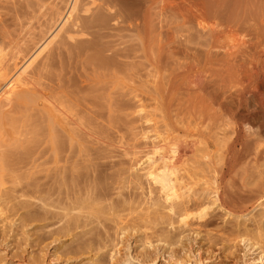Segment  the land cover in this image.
<instances>
[{
	"label": "bare ground",
	"instance_id": "bare-ground-1",
	"mask_svg": "<svg viewBox=\"0 0 264 264\" xmlns=\"http://www.w3.org/2000/svg\"><path fill=\"white\" fill-rule=\"evenodd\" d=\"M144 2L140 15L125 0L0 6V187L10 186L0 190L1 204L29 208L32 220L61 206L67 232L95 223L80 251L108 264H190L174 250L173 225L228 211L236 193L223 184L238 177L261 208L249 234L263 260L264 0ZM149 107H164L167 136L127 178L145 185L146 196H124L120 171L105 176L99 162L113 158L122 129ZM202 174L219 182L205 202L193 190L179 192ZM107 178L116 180L109 194ZM109 217L111 226L102 222ZM129 230H143L144 241L139 253L121 256L119 235Z\"/></svg>",
	"mask_w": 264,
	"mask_h": 264
},
{
	"label": "rangeland",
	"instance_id": "rangeland-1",
	"mask_svg": "<svg viewBox=\"0 0 264 264\" xmlns=\"http://www.w3.org/2000/svg\"><path fill=\"white\" fill-rule=\"evenodd\" d=\"M9 1L0 0V6ZM124 5L134 15H140L146 6L144 0H125ZM154 13L156 14L153 16L154 23L158 24L159 15L156 11ZM165 116L164 107H149L143 110L131 126L122 129L118 151L111 154L113 158L99 162L101 167L98 169L104 172L105 176L120 171L118 185L121 187L119 192L122 195L132 193L134 198L140 199L146 196L145 185L136 187L134 184H127V178L136 169L143 167L146 153L151 152V146L160 143L167 136ZM260 124L264 126L263 119L260 120ZM116 163L119 165L113 168V164ZM115 181V178L105 180L108 194ZM241 184L238 177H234L233 181L230 179L224 181L223 187L236 193L234 203L228 211L213 208L214 212L210 210L204 221L192 220L189 226L181 229L178 228L179 224L173 225L176 229L174 233L179 234V243L174 249L176 254L188 255L190 264H264V259L261 260L263 256L255 246L256 235L252 232L249 234V231L256 227L258 222L256 217L261 208H255L257 205L255 194H246V189L242 188ZM180 186L182 190L179 192L193 190L199 197L198 202H205L207 191L219 186V182H214L211 176L202 174L186 178ZM9 187L6 184L0 187V190ZM112 193L113 195L103 204L115 199V192ZM61 209V206L40 209L34 212L36 217L32 220L29 219L32 211L29 208L18 206L15 201L2 204L0 201V264H108L106 257L94 254L91 249L80 251L81 246L92 240L96 224L64 231L61 229L64 224L59 223L64 222L60 220V216L65 214ZM201 210L202 208L192 209L191 215H196ZM73 214L83 219L89 216L84 212ZM111 219L113 218L109 217L102 222H107V225L111 226L110 222H114ZM201 222H213L214 225L200 228ZM237 230L248 234L250 242L243 243L240 238H236ZM143 235V230L121 231L119 235V239H122L121 256L127 250L131 255L139 253L144 241Z\"/></svg>",
	"mask_w": 264,
	"mask_h": 264
}]
</instances>
